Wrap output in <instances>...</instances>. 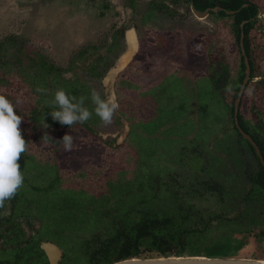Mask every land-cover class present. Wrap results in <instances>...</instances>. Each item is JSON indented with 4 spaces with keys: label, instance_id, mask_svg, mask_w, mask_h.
<instances>
[{
    "label": "flooded vegetation",
    "instance_id": "flooded-vegetation-1",
    "mask_svg": "<svg viewBox=\"0 0 264 264\" xmlns=\"http://www.w3.org/2000/svg\"><path fill=\"white\" fill-rule=\"evenodd\" d=\"M131 1L135 2L136 0ZM177 1L184 3L183 11L186 16L192 14L199 21L213 16L219 24L218 34L224 38L226 43L228 41L232 43L234 50H232L231 55L223 56L220 59L221 62H218L215 58H209L210 55L206 56V60H202L205 55V52L202 54V48L206 46L207 37H204L205 34L202 33L193 36V39L187 45L185 59L174 63L171 70L161 73L160 79H153L155 81L150 88L146 90L139 89L141 94H146L150 91L151 98L154 97L157 101L163 98L162 101L165 105H160L157 108L159 110L158 116L148 121V123L152 122L153 126L143 124L146 122H143L139 116L131 117L132 124L130 125L127 142L129 145L138 146L141 149L140 139L136 137L142 136L139 133L140 130L146 129L152 133L157 128L165 127V124H167L162 130V134L167 132V130L168 134L162 137L171 138L173 142L170 141L167 146H162L160 143L154 144V142L150 144H154L153 148L156 150L154 154L152 153L153 156L157 157L159 151L163 153L164 149V153L169 152L167 153L169 154L168 158H160V161L157 162L152 156L151 159H148L150 160L148 165L152 169L157 168L160 170L162 172L161 181L167 183L168 187L173 188L180 195L190 198L192 192H199L200 195L190 201L196 203L197 208L202 209L206 215L219 212L224 219L227 218L226 220L222 218L223 220L220 221L223 222L221 224L224 225L223 227H218L220 225L219 220L212 221L213 225H216L212 232L214 237L206 240L208 244L212 242L213 249H216L219 245L225 250L221 256H240L239 253L245 251L244 256L253 252L251 256L261 258L264 256L262 251L264 245L262 244L264 240V232L261 230L262 225L261 228H255L249 219H244L239 221V223L228 219H234L243 211L246 201L244 198L252 190L254 184H256L255 182H257L256 173L259 170V162L264 167V163L258 154V152H261L264 159V150L254 138L255 135L263 136L261 140L264 145V107H261V105L264 106V76L260 72L261 58L264 52V29L260 25L264 0H255V5H258V7L254 14L250 11L249 18L246 16L236 18L234 15L242 8L250 7V1L243 2L239 8L230 6V4L235 3V0ZM152 2H156L154 5L156 9L151 4ZM194 8L197 12L194 11ZM162 10L171 16L177 14L165 1L157 2V0H151L146 13V18L150 20L148 26L151 30H157L156 23L152 22V18ZM254 21L255 23L253 24ZM128 30L122 32L125 38ZM133 31L137 42L136 49L128 56V59L120 70L116 72L115 76L114 74H109L116 67L114 63L108 68H100L104 64L102 61H100L101 64L99 66H95V64L82 66L87 73L97 77L104 88L109 86L108 80L114 76L111 87L117 94V103L122 99L120 97L121 94L126 102L136 100L134 91L130 92L126 89L133 87L130 84L133 81H136L138 88L142 86L135 75V73L139 72V69L141 71L145 67L147 71L154 74L148 70L150 67L152 68L150 64L152 60L149 59L150 50L145 42H150L152 47H154L160 43L164 44L165 41L172 43V39L178 36H173L171 33L165 40H161L162 38L157 40L154 36L150 39L148 34L147 41L142 42L138 38L135 27ZM178 32L179 35L183 34L182 30ZM11 39L13 38L8 37L5 41L0 42V55L6 53L11 44H17L15 39ZM198 42L201 50L197 54L193 51V46L197 45ZM154 48L156 49V47ZM86 52L87 50L84 49L79 51V54L83 57ZM126 53L127 48L116 58V63L122 60ZM233 58H235L234 64L231 62ZM110 59L112 58L110 57ZM5 60L8 65L9 60L8 58L5 59L4 55V57H1V61L5 63ZM173 61L176 62V60ZM75 63L69 66L72 78L68 77L64 69L61 70L59 65L50 63L41 56L30 55L28 66L19 69L22 72L30 69V71L26 70L28 74L36 67L40 69L43 78H46V84L50 80L54 85L52 88V91L54 90L53 93L51 96H46V98L52 97L54 99V94L58 89H64L67 93L68 88L74 87V93L69 96H75L77 100L81 96L85 97L84 106L92 110L95 106L91 101L90 93L95 88L83 77V68ZM0 65L3 64L0 62ZM175 66H179V68ZM195 66L200 68L197 69ZM190 72L191 74H189ZM173 74H176L174 80L179 90L181 89L179 92L178 88L172 90L165 84V80ZM186 75L191 77L185 82ZM232 75L235 77L233 78ZM133 76L135 78H132ZM4 77L8 81L11 79H14V81L18 80L16 85L12 83L15 88L12 87V84L5 88L9 90L12 88L16 92H21L22 87L19 78L11 76L8 72L0 74V79ZM190 79L195 81L197 85L195 100L197 112L194 115L187 116L191 102L185 91V83H188ZM36 80L38 81L39 78ZM34 84V82H29L28 79L26 86L30 90H35ZM249 87L254 89L251 97L247 96L244 91ZM164 94H167V96L162 97ZM101 97L105 98V95ZM168 98H176L177 101H170ZM174 110H180L179 118H177V123L173 120V123L170 124L169 113H173ZM41 111H43V115L46 112L43 108H41ZM121 111L124 115H127L126 112ZM165 112L167 113L166 121L162 119V115ZM49 115H51V112L46 116ZM29 116L30 118H36V120L42 117V115H36L33 112ZM228 119H231L232 124L229 128ZM46 122L48 124L57 123L52 117L48 118ZM100 123L99 118L93 114L92 118L84 125L92 128L93 125ZM158 123L161 124L156 128L155 126ZM174 124H178L175 129ZM153 127L156 128L154 131ZM194 127H197L195 131H193ZM68 128L70 127L67 125L54 126L53 134L47 131L42 134L45 137V142L49 146L51 145L53 154L55 151H53L52 144L61 141L63 136L68 134L65 133ZM190 132H192L191 136H189ZM21 133L29 144L28 152L22 154L18 161L25 177V188H21L11 201L5 203L4 208H0V264H63L69 260L68 256L72 258L74 255L72 253L75 250L78 251L77 255L79 254L83 258L82 263L87 264L88 256L90 255V252L86 253L87 248L88 250H94V240H99L100 235L106 232L107 223L111 221L113 216L118 215L119 209L117 208H119V205L124 207V201L127 198L125 192L119 195L120 197H117V194L109 193L104 186L108 181H113L122 186L121 182L127 180H108L106 184L99 186L102 189L101 194H96V188H88L83 185H68L76 179V173L74 175L71 174L69 178L62 177L60 175V167L56 168L50 159H45L43 156L37 157L35 153L38 151L35 152L30 149V141L32 138L35 139L33 137L35 136V130L33 128H24ZM133 134H137L135 140L134 137H131ZM158 138L161 137H156V139ZM202 139L207 145L209 156L197 152V142ZM210 139L214 143L213 148L210 147L212 150L207 143ZM224 144L228 146L221 151L219 146ZM188 147L194 150L193 154L187 153ZM139 149L132 154L137 164H140V169L143 170L145 166L142 163L143 160L147 159V155L142 157L143 155L141 156ZM71 152H67L68 158ZM172 156H175L176 160L185 164V173L179 172L178 169L173 171V166H162L161 161L170 160ZM64 158L65 161H68L65 156ZM137 174L131 181H137L138 176L140 178L143 177ZM81 177L80 175L79 178ZM68 180L70 183H68ZM26 188L33 193V196L26 193ZM62 189H65L66 192L70 189L77 192L81 190L85 194L92 196V198H102L100 199L102 202H92L91 198L83 197L80 200L76 199L67 203L63 196L64 190ZM52 192L55 195L51 198ZM258 198L260 199L261 197L259 196ZM202 199H205V201L207 199L214 200V207L209 208V210L202 208ZM161 202L164 201L162 200ZM256 211H258L259 215L264 212V204H261ZM254 214L251 213V216ZM85 231H89V234H91L88 236ZM69 241L70 244L68 243ZM63 242L65 246L67 245L66 247ZM233 251L235 252L232 253ZM8 252L10 253V258L5 256ZM187 254L192 253L187 252L185 255ZM171 255L177 254L172 253Z\"/></svg>",
    "mask_w": 264,
    "mask_h": 264
},
{
    "label": "rangeland",
    "instance_id": "rangeland-1",
    "mask_svg": "<svg viewBox=\"0 0 264 264\" xmlns=\"http://www.w3.org/2000/svg\"><path fill=\"white\" fill-rule=\"evenodd\" d=\"M150 1L0 0V42L5 41L8 37L13 38L11 40L15 39L17 41L16 45L11 44L6 53L0 55V62L3 64L0 65V74L8 72L11 76L19 78L22 87L21 94L16 92L15 89L10 88L11 90H9L5 88L12 83L16 85L18 80L14 81V79H11L8 81L4 77L0 79V87H2L0 88V94H6L7 98L13 103L17 114L22 116L21 131L24 128H33L35 130V136H33L35 139L32 138L30 141V149L35 152L38 151L35 153L37 157L43 156L45 159H50L56 168H61L60 175L62 177L69 178L71 174L74 175L76 173V179L68 185H83L88 188H96V194H101L102 189L99 186L106 184L108 180H128L136 176L141 169L140 164H137L132 153L136 152L139 148L138 146L133 147L127 142L130 125L132 124V119L130 118L139 116L143 122H148L158 116L159 110L157 108L160 105H165L162 101L163 98L157 101L154 97L151 98L150 91L146 94H141L139 89L146 90L150 88L151 84L155 81L153 79H160L161 73L171 70L174 63L185 59L187 45L193 39V36L202 33L205 34L204 37H207L206 46L202 48V54L205 52L202 60H206V56L210 55L209 58H215L219 62L223 56L231 55L232 50H234L232 43L229 41L226 43L224 38L218 34L219 24L213 16L202 21L197 20L192 14L186 16L183 11L184 3L177 0H157V2L165 1L177 14L171 16L169 13L163 12L164 10L158 12V14L156 13L152 18V22L156 23L157 30H151L148 26L150 20L146 18ZM261 12L260 25L264 29V9H261ZM134 27L137 30L138 38L142 42L147 41L148 34L150 39L154 36L157 40L161 38V40H165L171 33L173 36H178L172 39L173 44L165 41L164 44L155 45L156 49L152 47L150 42H145L150 50L149 59L152 60L150 63L152 68L150 67L148 70L154 74L147 71L145 67L135 73L139 79L138 82L142 86L138 88L136 81H133L130 83L133 87L126 90L130 92L134 91L136 100L126 102L121 94L120 97L122 99L118 103L119 108L114 115L111 125L104 126L100 123L93 125L92 128H88L84 124H74L73 128H68L65 133L74 137V143H76L78 149L73 150L68 158L67 152L63 151V146L57 142L52 144L53 151H55L53 154L51 145L49 146L45 142V137L42 134H45L46 131L53 134L54 126H61L58 121H56V124H48L46 122L48 118L52 117L51 115H46L55 110L54 108L49 110L48 107V102L52 101L53 98H46V96H51L53 93L54 90L52 91V88L54 85L50 80L46 84V78H43L38 67L31 70L29 74L26 70L30 71V69L25 68V72H22L19 68L27 67L30 55H34L36 57L41 56L48 62L59 65L61 70L64 69L66 75L70 78H72V72L69 66L75 62V64L82 67L89 66V64L99 66L101 64L100 61H102L104 64L100 68H108L114 63L116 67L109 74H114L115 76L116 72L120 70L128 59V56L136 49L137 42L135 32L133 31ZM127 29L129 30L125 38L122 32ZM179 30H182V35H179ZM197 45L200 46L199 42ZM126 48V55L116 63V58ZM84 49L87 52L81 57L79 51ZM4 55L5 59L8 58L9 60L8 65L6 60L5 63L1 61V57H4ZM173 60H176V62ZM231 62L234 64L235 58ZM175 67L179 68V66ZM195 67L197 69L200 68L199 66ZM260 72L264 76V52L261 58ZM82 75L88 83L94 86L101 96L105 95L106 99L116 101L117 94L111 87L114 76L112 78H110L111 76L109 77V86L104 88L99 79L87 73L84 68ZM175 75L173 74L165 80V84L172 90L178 88L174 80ZM190 77V75H186L185 82ZM232 77L234 78L235 76L232 75ZM37 78H39L38 81L36 80ZM132 78L135 77L133 76ZM28 79L29 82L35 83V90L27 88ZM185 85V91L191 102L187 113V116H190L197 112L195 109L197 85L191 79ZM12 87L15 88L13 84ZM38 89H43V91H38ZM180 90L178 88V92ZM163 96H167V94ZM168 99L174 102L177 101L176 98ZM261 107L264 106L261 105ZM41 108L46 110L44 115ZM121 110L126 112L127 115H124ZM31 112L36 115H42V117L38 120L30 118L29 114ZM230 120L228 119L227 121L228 128L232 126ZM172 123L173 120L171 119L170 124ZM166 126L167 124H165ZM165 127L157 128L152 133L149 130L142 129L139 133L147 138L162 137L164 136L162 130ZM194 128L193 131L197 129V127ZM191 134L192 132H190L189 136ZM204 142L203 139L197 142V152L209 156L207 145ZM207 143L209 148H213L214 143L212 139ZM227 146L226 144L221 145L219 149L223 151ZM187 153L193 154L194 150L188 147ZM64 156L68 161H65V158L63 159ZM161 163L162 166H173V171L178 169L179 172L185 173V164L176 160L175 156H172L170 160H162ZM80 175L82 176L81 178H79ZM68 183H70L69 180ZM22 188H25V185ZM25 190L28 195L33 196V193L28 188ZM54 195L55 193L52 192L50 197L52 198ZM213 201L211 199H207L206 201L202 199V208L207 210L213 208L215 205ZM44 212L47 214L46 211ZM85 233L88 236L91 234H89V231H85ZM65 243L63 244L64 246ZM68 243L70 244V241ZM262 244H264V240ZM262 251L264 252V245ZM77 252V250L73 251L72 255H74L72 258L68 256L69 260L63 264H83V258L79 254L77 255ZM5 256L10 258V253H6ZM261 258L264 259V256Z\"/></svg>",
    "mask_w": 264,
    "mask_h": 264
},
{
    "label": "trees",
    "instance_id": "trees-1",
    "mask_svg": "<svg viewBox=\"0 0 264 264\" xmlns=\"http://www.w3.org/2000/svg\"><path fill=\"white\" fill-rule=\"evenodd\" d=\"M245 1H250L251 6L242 8L234 17L246 16L249 18L250 11H252V14L256 12L258 5H255V0H235V3L230 4V6L239 8ZM155 3H151L154 8ZM74 89V87L68 88V95L74 93ZM179 112L180 110H174L173 113H169L170 120L172 119L177 123ZM166 117L167 113L165 112L162 119L166 121ZM143 124L153 126L152 122ZM160 124L158 123L155 127L157 128ZM174 126L175 129L178 124H174ZM155 127H153V131L156 129ZM163 134L166 136L168 130ZM136 135L133 134L131 137H134L135 140ZM136 137L140 139L142 148L139 149V152L141 156L147 155V159L143 160L142 163L145 168L137 174L143 177L138 176L137 181H131L130 179L121 182L122 186L113 181H108L104 186L109 193L117 194V197L125 192L127 198L124 201L125 203L122 201L125 204L124 207L119 205V208H117L119 209L118 215L113 216L111 221L107 223L106 232L100 235L99 240H94V250H88L87 248L86 253L90 252L87 264H106L139 255L141 257L164 256L172 253L185 255L187 252L192 254H217L220 256L224 254L225 250L222 247L218 245L216 249H213L212 242L208 244L206 241L214 237L212 232L216 225H213L212 221L219 220L220 222L224 217L219 212L206 215L202 209L197 208L196 203L190 201L192 198L198 197L199 192H192L190 198L180 195L173 188L168 187L167 183L161 181L162 172L160 170L157 168L152 169L148 165L150 162L148 159H151L152 153L156 152L153 148L154 144L160 143L162 146H167L170 141L173 142V139L166 137L158 139L143 136ZM261 137L263 138V136ZM261 137L260 135L254 136L255 140L261 145L262 150H264ZM152 142L154 144H150ZM167 153L159 151V155L157 157L153 156V159L158 162L160 158H168L169 154ZM256 178L258 183L255 182L256 184H254L252 190L244 198L246 201L243 211L234 219L228 220H235L234 222L239 223V221L249 219L255 228H261L262 225L261 230L264 232V212L259 215L256 211L261 204H264V167L260 162ZM62 190H64L63 196L67 203L76 199L80 200L83 197L91 198L92 202H102L100 200L102 198H92V196L81 190L78 192L73 189L67 190V192L65 189ZM168 190L170 191L168 192ZM162 200L164 202H161ZM251 213L255 214L251 216ZM222 223L220 222L218 227H223ZM252 253L250 252V255ZM239 255L244 256L245 251L240 252Z\"/></svg>",
    "mask_w": 264,
    "mask_h": 264
},
{
    "label": "clouds",
    "instance_id": "clouds-1",
    "mask_svg": "<svg viewBox=\"0 0 264 264\" xmlns=\"http://www.w3.org/2000/svg\"><path fill=\"white\" fill-rule=\"evenodd\" d=\"M193 51L198 54L200 46L194 45ZM244 91L251 97L254 89L249 87ZM90 98L95 106L92 110L84 106L85 97L77 100L64 89L56 90L54 99L48 102V107L55 109L51 111L52 119L72 128L74 124L86 123L95 114L104 126L111 125L119 104L113 99L102 98L96 89L91 90ZM21 123L22 116L17 114L13 103L6 95L0 94V208H4L5 203L11 201L24 185L25 177L18 161L22 154L28 152L29 144L21 134ZM59 143L66 152L78 149L70 134H65Z\"/></svg>",
    "mask_w": 264,
    "mask_h": 264
},
{
    "label": "water",
    "instance_id": "water-1",
    "mask_svg": "<svg viewBox=\"0 0 264 264\" xmlns=\"http://www.w3.org/2000/svg\"><path fill=\"white\" fill-rule=\"evenodd\" d=\"M194 11L197 10L194 8ZM264 163L261 152H258ZM108 264H264L263 258L246 256H220L213 254L164 255L156 257H130Z\"/></svg>",
    "mask_w": 264,
    "mask_h": 264
}]
</instances>
